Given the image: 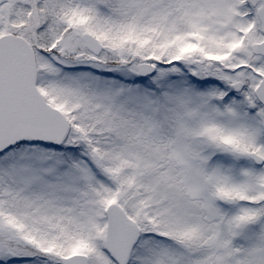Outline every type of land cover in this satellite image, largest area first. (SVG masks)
<instances>
[{
  "label": "snow or ice",
  "instance_id": "obj_1",
  "mask_svg": "<svg viewBox=\"0 0 264 264\" xmlns=\"http://www.w3.org/2000/svg\"><path fill=\"white\" fill-rule=\"evenodd\" d=\"M0 264H264V0H0Z\"/></svg>",
  "mask_w": 264,
  "mask_h": 264
}]
</instances>
